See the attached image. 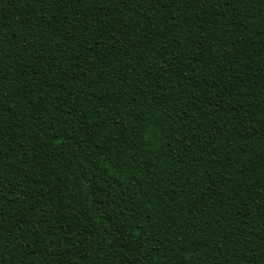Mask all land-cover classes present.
Segmentation results:
<instances>
[{"label":"trees","instance_id":"obj_1","mask_svg":"<svg viewBox=\"0 0 264 264\" xmlns=\"http://www.w3.org/2000/svg\"><path fill=\"white\" fill-rule=\"evenodd\" d=\"M0 237V264H264V0H0Z\"/></svg>","mask_w":264,"mask_h":264},{"label":"snow or ice","instance_id":"obj_2","mask_svg":"<svg viewBox=\"0 0 264 264\" xmlns=\"http://www.w3.org/2000/svg\"><path fill=\"white\" fill-rule=\"evenodd\" d=\"M3 238L2 237H0V240H2ZM33 255H35V253H32ZM262 259H264V256H262L261 257Z\"/></svg>","mask_w":264,"mask_h":264}]
</instances>
